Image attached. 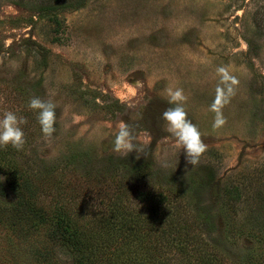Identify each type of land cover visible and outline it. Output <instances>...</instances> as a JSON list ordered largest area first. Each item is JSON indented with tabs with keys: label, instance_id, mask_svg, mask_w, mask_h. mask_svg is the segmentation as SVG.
<instances>
[{
	"label": "rangeland",
	"instance_id": "obj_1",
	"mask_svg": "<svg viewBox=\"0 0 264 264\" xmlns=\"http://www.w3.org/2000/svg\"><path fill=\"white\" fill-rule=\"evenodd\" d=\"M60 2L50 14L40 11L42 0H0V118L12 111L27 120L23 149L0 152L24 169L52 168L64 177V191L41 201L53 209L60 194V204L96 241L116 205L127 235L141 231L160 241L181 222H198L203 251L216 249L225 264L249 257L264 263V0ZM219 67L237 83L222 108L226 124L213 130ZM167 88L183 89L188 119L207 145L195 166L185 167L183 149L161 129ZM33 97L57 106L50 140L27 106ZM121 123L151 149L149 159L113 151ZM140 166L146 175L135 173ZM8 172L0 170V208L16 202ZM97 181L104 189L84 193ZM159 193L170 196L162 215ZM27 229L0 223V264H42L36 246L52 243L45 230ZM138 235L125 244L131 258L139 257ZM54 252L58 264H75L60 245ZM169 264L179 258L171 254Z\"/></svg>",
	"mask_w": 264,
	"mask_h": 264
},
{
	"label": "trees",
	"instance_id": "obj_2",
	"mask_svg": "<svg viewBox=\"0 0 264 264\" xmlns=\"http://www.w3.org/2000/svg\"><path fill=\"white\" fill-rule=\"evenodd\" d=\"M49 1L51 0H42L44 6L39 8L40 11L50 14L58 13L60 0H55L58 5L48 6ZM51 20L56 24V32H59L61 23L58 16L51 17ZM3 169L5 172L9 171L7 173L8 187L16 198V202L12 206L10 205L11 207L0 208V223H10L14 228L27 227V231L45 230L44 235L49 240L46 241L52 244L45 248L36 246L38 252L35 255L40 256L41 261H39L42 264H58L54 252V247L57 245L74 256L75 264H134L135 261H142L141 264H169L171 254L179 258V264H225L223 255L216 249H208L211 250L208 252L203 251L206 245L201 236L202 225L198 222L189 223V225L186 222H181L174 234L167 235L164 240L155 241L147 233L141 231H131L129 235L125 234V231L118 225L121 221L119 218L120 206L116 205L112 207L111 217L105 218L106 223L99 226V231L95 236L99 237L100 241H96L87 237V231L83 230V226L67 211V207L60 204V194L58 200L53 196L55 204L53 209L42 203V197L51 195L55 189L58 193L64 191V177L59 179L56 170L50 168L44 173H38L30 166L24 169L15 158H8L6 154L0 152V170ZM146 169L147 166H140L135 170V173L146 175ZM103 185V182L97 181L92 187L84 189V193L92 188L104 189ZM111 185L117 187L120 182L116 177H113ZM149 196V194L143 193L144 200ZM157 197L159 200L156 210L158 209L162 215L166 211L163 205L169 202L170 196L159 193ZM151 199L153 198L151 197ZM0 205V207L3 206ZM174 208L176 210L178 205ZM166 220L169 219L166 218ZM107 224H112V226L107 228ZM121 224H124V221ZM181 224H183L182 227ZM207 224L210 225L211 222L208 221ZM196 228H200V230L193 231ZM182 229H184V234H181ZM137 235L140 242L137 244L140 248L137 252L139 257L131 258L126 252L125 244L129 242V238ZM241 264L264 263L260 261V257L257 259L249 257Z\"/></svg>",
	"mask_w": 264,
	"mask_h": 264
},
{
	"label": "clouds",
	"instance_id": "obj_3",
	"mask_svg": "<svg viewBox=\"0 0 264 264\" xmlns=\"http://www.w3.org/2000/svg\"><path fill=\"white\" fill-rule=\"evenodd\" d=\"M217 72L221 76L220 85H218L215 99L210 105V110L215 113L213 130L226 124L222 108L234 95L232 85L237 83L235 78L228 74L225 67H219ZM165 91L169 107L160 113L161 129L175 138V147L183 149L185 167L195 166L206 151L207 145L204 144L197 126L188 119L184 107L187 97L184 95L183 89L167 88ZM27 106L37 113V121L43 136L45 140H50L56 131V104L51 100L45 101L39 97H33ZM25 124H27V120L24 117L17 116L12 111H6L3 118H0V147L11 145L18 151L22 150L26 141L21 126ZM113 151L125 156L135 153L137 160L141 157L149 159L151 156V149L145 146L140 137L134 133L133 128L126 123L119 125V130L113 141Z\"/></svg>",
	"mask_w": 264,
	"mask_h": 264
}]
</instances>
